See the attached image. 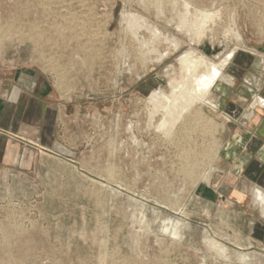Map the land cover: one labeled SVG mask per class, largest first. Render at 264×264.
<instances>
[{"label":"rangeland","instance_id":"374dc122","mask_svg":"<svg viewBox=\"0 0 264 264\" xmlns=\"http://www.w3.org/2000/svg\"><path fill=\"white\" fill-rule=\"evenodd\" d=\"M168 1L157 13L140 0H0V110L12 96L8 125L30 121L35 133L20 139L30 150L21 149L23 162L0 156V264H264V244L249 224L253 215L223 212L221 196L219 204L210 201L227 127L218 106L199 108L202 118L176 147L147 131L145 101L160 89L170 92L168 80L187 51L213 62L232 50V57L242 50L263 55L264 0H190L214 15L213 35L200 40L178 31ZM184 6L178 0V11ZM126 12L157 25L176 49L158 60L155 54L167 51L159 45L148 57L154 60L136 61L122 30ZM31 77L42 97L24 105L13 96ZM215 88L211 103L219 96ZM188 147L198 153L199 175L210 167L207 181L194 185L181 172L180 153ZM210 238L230 257L213 251Z\"/></svg>","mask_w":264,"mask_h":264},{"label":"crops","instance_id":"0c3cea01","mask_svg":"<svg viewBox=\"0 0 264 264\" xmlns=\"http://www.w3.org/2000/svg\"><path fill=\"white\" fill-rule=\"evenodd\" d=\"M224 70L227 74L224 72V77L213 87L219 96L215 103L211 99L227 127L222 132V145L216 156L219 179L212 187L210 201L219 204L221 196L223 212L253 215L249 223L253 226L251 232L256 241L264 244V214L253 196L255 189L264 192V107L252 106L256 98L264 100V54L236 52ZM18 85L13 99H19L21 104L42 97L35 78ZM11 97L5 109L0 110V156L5 163L14 165L24 160L21 149L30 152L23 148L21 137L29 138L35 133L30 131L33 129L30 121L16 119L17 129L8 125L12 122ZM208 187L206 185L205 190ZM202 193L198 192L200 196Z\"/></svg>","mask_w":264,"mask_h":264},{"label":"bare ground","instance_id":"6f19581e","mask_svg":"<svg viewBox=\"0 0 264 264\" xmlns=\"http://www.w3.org/2000/svg\"><path fill=\"white\" fill-rule=\"evenodd\" d=\"M39 1L40 0H38V2ZM140 1L143 2V4L145 5L146 8L149 5L155 6L157 8V10H158L157 13H162V7H163V5L165 3V0L164 1L163 0H140ZM180 1L185 5L184 6L185 7V11H183V12L178 11V9H177L178 0H169L168 3H167V5L171 4V8H174V10L177 12L178 20L175 23L177 24L176 26H177L178 31L179 32L184 31L182 33L187 34L189 36V38H191L192 40H194V39H196V40L199 39L200 40V38H202L204 35H206L208 33L213 35L214 28L212 27V25L214 26L216 24L215 23V19L213 18L214 15L212 13H208L206 11H203L202 9L197 8L196 6H193V4H192L193 2L191 1L192 2L191 3L190 0H180ZM42 2L43 1H41L40 3H42ZM61 3H63V2H61ZM58 4H59V2H58ZM39 6H43V5H39ZM41 9H43V8H41ZM26 10H27V8H26ZM23 12H24V9H23L22 13ZM28 12H29V10H28ZM17 13H15V15ZM46 14L43 13V15H46ZM15 18H17V17H15ZM19 18H21V17H19ZM23 18H24V16H23ZM68 18H66V19H68ZM29 21H31V20H29ZM66 23H68V22H66ZM31 24H33V23H31ZM53 24H55V23H53ZM59 24H60V22H59ZM235 24H236V22L233 20V25H235ZM6 25H9V22ZM57 25H58V23H57ZM70 25H73V23L70 24ZM82 25H84V24H82ZM121 25H122V30L125 32V35H126L125 37H127V39L129 40V43H130V45L132 47L131 50L134 53L135 60L136 61H140L144 65H145L144 62L146 61V59L150 56V54L152 52H156L157 51V47L159 45H166V50L167 51L164 54H162L160 52L158 54L154 53L155 57L157 56L158 60H161L169 51L175 50L176 47H177V43H173L171 41V36H169V35L165 34L164 32H162L157 27V25H155L154 23H151L147 18L143 17L139 13L126 12V13L122 14ZM68 27H69V25H68ZM227 28H229V27H227ZM35 29H37V27ZM62 29H64V28H62ZM212 29H213V32H212ZM59 30H60V28L58 30L56 28V31H59ZM67 30H69V28H67ZM230 30H232V32H233V29H230ZM230 30H227V32H229ZM53 31L55 32V30H53ZM66 31H65V33H66ZM69 31H68V33H69ZM77 31L79 33H81L79 30H77ZM123 31H121V32H123ZM78 32H76V33H78ZM55 33H54V35H55ZM62 33H63V31H62ZM56 35H57V33H56ZM232 35H233V33H232ZM35 36H36V34H35ZM92 36H93V34H92ZM123 36H124V34H123ZM63 37L64 36H62V38ZM69 38H70V36H69ZM78 38H79V36H78ZM78 38L76 37L77 41L79 42ZM204 38H206V36H204ZM234 38L236 39L237 42H241L242 41V36H241V34L239 33L238 30L235 32V37ZM96 39H94V41ZM73 40L71 39V41H73ZM85 40H86V38H85ZM123 40H124V38H123ZM49 41H51V40L49 39ZM81 43H80V45H81ZM53 46H54V44H53ZM84 46H85V44H84ZM54 47H56V46H54ZM68 48H70V47H68ZM75 48L79 49L77 47H75ZM94 48H96V47H94ZM123 48L126 49V47H124V46H123ZM54 49H56V48H54ZM97 50H98V48H97ZM128 50L126 49V51H125V54H124L125 57L126 56L129 57V54L131 53V52L129 53L130 50L129 51ZM233 53H234V51L232 50L231 52L228 53V55H226L224 58L220 59L218 62L210 61V60L206 59L205 56H201V55L199 56L193 50L187 51L183 55H181L179 57V61L181 62L180 71L178 73H175L168 80V86H169L170 92L169 93H165L162 89H160V90H158L156 92H152L148 96V98L145 99V101L147 103V106H146L147 116H146V113H145V116L147 117V118L145 117L147 119V121H146V127H147L146 129H147V131L153 130L163 140L170 142V144L173 143V146L174 145L176 146V143L180 144L179 142H181V140L179 141V139L182 136V134L184 132L185 133L187 132V134H188L189 132L187 130L192 129L190 127V126H192L191 124L192 123L195 124V122H196V124H198L199 120L202 118L201 114H199V108H201L202 106H211V107L214 108V104H212L210 102V100H209L210 92H211L212 88L214 87V85L220 79H222L224 77V69H225L226 65L229 63ZM84 55H85V53H84ZM130 59H132V58H130ZM148 59L147 60L149 62H150V59L154 60L152 58H148ZM155 61H157V60H155ZM137 63H139V62H137ZM122 64H124V63H122ZM123 67H125V66H123ZM131 67H132V65H131ZM129 70H131L130 66H129ZM56 75H58V74H56ZM254 105L264 106V100L261 99V98H256L252 102V106H254ZM199 124H202V121ZM190 131H192V130H190ZM151 137H153V136H151ZM187 138H189V136ZM134 140H137V139H134ZM184 141H186V139ZM187 142L188 141H186V143ZM186 146H187V144H186ZM176 147H178V146H176ZM180 150H181V148H180ZM179 151H178V153H180ZM200 153L203 154V155L207 154L208 153V149L204 148L202 150V152H200ZM197 156H198V153L196 151L189 150V147H188V149L185 148V149H183L181 151L180 159H179L181 164H182L181 172H183L184 177L186 179L190 180L192 182V184H194V185L196 183H198L199 181H207L208 178H209V173H210V171H209L210 167H208L207 169H204V171L202 173H200V175H199V170H198L199 169L198 168L199 158ZM253 196H254V200H255L254 202L257 203V205L260 207L262 213L264 214V192L262 190H260V189H255L253 191ZM178 222H179V220H177L176 223H178ZM178 232H179V229L177 227H173V234H177ZM209 246L219 256H221L223 258H229L230 257L229 256L230 253H228L227 247L224 244L220 243L219 241H216L213 238H210L209 239ZM237 256H238V258H240V260L243 259V261L246 260V258H248V254L247 253H238Z\"/></svg>","mask_w":264,"mask_h":264},{"label":"built area","instance_id":"2783aa9c","mask_svg":"<svg viewBox=\"0 0 264 264\" xmlns=\"http://www.w3.org/2000/svg\"><path fill=\"white\" fill-rule=\"evenodd\" d=\"M264 107V106H263Z\"/></svg>","mask_w":264,"mask_h":264}]
</instances>
